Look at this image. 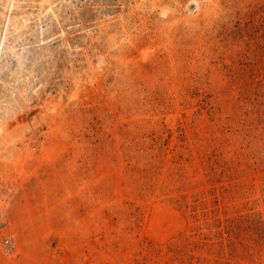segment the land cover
<instances>
[{
  "label": "rangeland",
  "instance_id": "1",
  "mask_svg": "<svg viewBox=\"0 0 264 264\" xmlns=\"http://www.w3.org/2000/svg\"><path fill=\"white\" fill-rule=\"evenodd\" d=\"M0 264H264V0H0Z\"/></svg>",
  "mask_w": 264,
  "mask_h": 264
},
{
  "label": "built area",
  "instance_id": "2",
  "mask_svg": "<svg viewBox=\"0 0 264 264\" xmlns=\"http://www.w3.org/2000/svg\"><path fill=\"white\" fill-rule=\"evenodd\" d=\"M11 242H13V241H11ZM10 241H9V243H6V245H5V247H4V249L7 251H9V250H11L12 248H11V246H10Z\"/></svg>",
  "mask_w": 264,
  "mask_h": 264
}]
</instances>
